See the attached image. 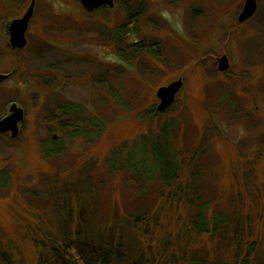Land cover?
<instances>
[{
  "label": "rangeland",
  "instance_id": "obj_1",
  "mask_svg": "<svg viewBox=\"0 0 264 264\" xmlns=\"http://www.w3.org/2000/svg\"><path fill=\"white\" fill-rule=\"evenodd\" d=\"M35 1L27 47L14 50L6 29L32 0H0V73L14 74L0 115L13 101L26 111L18 139L0 136V264H65L72 243L88 264L97 253L110 264H264V0L241 26L246 0H116L86 19L78 0ZM115 24H131L135 48ZM44 39L63 42L64 55ZM224 56L230 70L220 73ZM24 68L30 95L18 90ZM57 76L63 91L51 95ZM179 78L176 102L155 115L158 89ZM66 101L73 127L61 126L74 138L53 155L60 145L44 143L66 139L53 129ZM164 124L158 153L179 161L185 199L153 154Z\"/></svg>",
  "mask_w": 264,
  "mask_h": 264
},
{
  "label": "flooded vegetation",
  "instance_id": "obj_2",
  "mask_svg": "<svg viewBox=\"0 0 264 264\" xmlns=\"http://www.w3.org/2000/svg\"><path fill=\"white\" fill-rule=\"evenodd\" d=\"M79 2H80V5L82 6V8H83V10L85 11V14H83L82 15V17L84 16L85 17V19L86 18H90V17H92V16H95V15H98L99 13H102V12H104V11H114V10H116V8H117V6H118V4H117V1L116 0H113L114 1V6L113 7H110V6H108V5H103V6H100V7H98V8H96V9H94V10H89V9H87L85 6H84V4L82 3V0H78ZM34 2V8H35V4H36V1L35 0H32V2H31V4ZM246 2V1H245ZM257 3H258V1H257ZM259 4V3H258ZM245 5V4H244ZM244 8V7H243ZM243 11V10H242ZM257 11H258V8H257ZM257 11H256V13H257ZM79 12H80V10H79ZM195 12L197 13V10H195ZM255 13V14H256ZM241 14V13H240ZM240 14H239V16H240ZM255 14H254V16H255ZM34 15H35V10H34ZM34 15H33V17H34ZM239 16H238V24L241 26V25H244V24H246L248 21H250V20H248L247 22H245V23H240L239 22ZM33 17H32V19H33ZM127 17H129L130 18V21L133 23V22H135L136 21V16L135 15H127L126 16V19H127ZM72 18V17H71ZM31 19V20H32ZM74 22H79L78 20H74V19H72ZM109 21H111L110 19H109ZM31 22V21H30ZM30 25V24H29ZM116 26H115V28H116V31L115 32H117L118 30H123V29H125V28H129V30H130V32H132V33H130L129 34V38L132 40V42H131V46L132 47H134L138 42H137V39L135 38V31L133 30V28L132 27H130L131 26V24H129V25H127V24H123L122 26H118L117 24H115ZM9 27H10V25L7 27V34H8V36H9V38H10V33H9ZM127 30V29H126ZM126 30H124V31H126ZM123 32V31H122ZM124 33V32H123ZM122 33V34H123ZM42 37V36H41ZM116 39V41H117V37L115 38ZM10 41V40H9ZM44 41H45V43H47L48 45H50L49 44V42H51V43H53V44H55L56 43V45H59L60 47H54V46H51V47H53L54 48V50H59V51H62L63 52V50H65V47H67L66 45H62L61 43H63V42H61V41H59V40H55V41H49L48 42V40H46V39H44ZM184 41V40H183ZM26 42H27V40H26ZM185 42H188V41H185ZM27 44V43H26ZM134 45V46H133ZM10 46H11V43H10ZM27 47V46H26ZM11 48H12V46H11ZM64 48V49H63ZM12 49H14V48H12ZM23 49H25V48H23ZM22 49V50H23ZM14 50H16V49H14ZM21 50V49H20ZM65 52V51H64ZM64 52L62 53L63 55H64ZM79 54V53H78ZM198 54V53H197ZM83 55V54H82ZM153 55V54H152ZM99 58V60L101 61V58L100 57H98ZM196 58H195V62H193V63H196ZM218 63H219V71H220V61H219V59H218ZM230 70V63H229V69L227 70V71H225V72H228ZM225 72H222V71H220V73H225ZM21 74H22V78L24 77V79H25V82H21V84H19V86L20 87H18V90L19 91H21L23 94H25V95H30L33 91H36V82H35V80H34V78L33 79H26L27 78V76H28V74H27V69L26 68H24V70L22 69L21 70ZM0 75H5V76H7V78L5 79V80H3L2 81V83H1V85H0V90L2 89V87L4 86V84L7 82V81H9L13 76H14V74H13V72H11V73H0ZM179 79H182V78H179ZM183 80V79H182ZM50 83V87H49V92H51V95H58V94H60V92H62L63 90H62V88H63V85L65 84V80L64 79H62V78H60L59 76H57L53 81H50L49 82ZM249 83V82H248ZM243 84V83H242ZM248 85H250V84H248ZM66 91H67V89H66ZM37 92H38V94H37V97L40 99V102H41V100L43 99V98H46L47 97V91H45V90H43L42 88H40V90H38L37 89ZM13 104H16L19 108H21L23 111H24V120L19 124V130H18V134H17V136L15 137V138H13V134L11 133V132H8V133H0V136H5V137H7V138H9V139H11L12 141H15L16 139H18L19 137H20V135H21V133H22V129H23V126H22V123L25 121V119H26V111H25V109H23L21 106H20V104H18V103H16V102H10V103H8L6 106H5V108H4V110L2 111V114L0 115V120H2V119H4L5 117H7V116H9L10 114H11V112H10V107L13 105ZM74 111H76V107H75V105H73V104H71V103H69V102H67L66 101V103H64L63 105H61L59 108H58V110H57V112L59 113V116H57L56 114H55V116H56V121H55V124H54V126H53V129H56V130H61L64 134H66V139L64 138H62V139H60V137H58L57 135H55L51 140H49V143H44V144H49V145H54V146H56V145H60V147H58V149H55V150H53V151H51V152H55V153H57V151H59V150H61V152H63L64 151V145L68 142V140H71V138H74V135H70V133H69V131H68V129H63L62 128V124H64V125H66L67 127H73V121L70 119V114L72 113V112H74ZM59 118V119H58ZM99 123V128H100V122H98ZM91 124V125H90ZM95 126V123H93L92 124V121L91 122H89L88 123V126H87V128L88 129H90V130H95L96 131V128L94 127ZM97 126V125H96ZM98 128V129H99ZM59 138V139H58ZM43 146L44 145H42V147H41V151H42V149H43ZM43 152V151H42ZM60 152V153H61ZM47 154H49V153H47Z\"/></svg>",
  "mask_w": 264,
  "mask_h": 264
},
{
  "label": "water",
  "instance_id": "obj_3",
  "mask_svg": "<svg viewBox=\"0 0 264 264\" xmlns=\"http://www.w3.org/2000/svg\"><path fill=\"white\" fill-rule=\"evenodd\" d=\"M84 6L89 10H94L100 6L108 5L114 6L113 0H82ZM258 8L257 0H246L243 11L239 16V22L245 23L250 20L256 13ZM34 15V2L28 8L24 16L11 22L9 27L10 43L14 49H23L26 46V33L30 21ZM220 71L225 72L229 69V61L226 56L220 60ZM7 76L0 75V85ZM183 88V80L179 79L170 83L167 86L158 89L156 97L159 100L157 112L163 114L167 112L176 102L177 96ZM11 114L4 119L0 120V133L11 132L13 138L18 134L19 124L24 120V111L16 104L10 107Z\"/></svg>",
  "mask_w": 264,
  "mask_h": 264
},
{
  "label": "trees",
  "instance_id": "obj_4",
  "mask_svg": "<svg viewBox=\"0 0 264 264\" xmlns=\"http://www.w3.org/2000/svg\"><path fill=\"white\" fill-rule=\"evenodd\" d=\"M131 27V26H130ZM125 29L122 31L124 32ZM135 48V47H134ZM154 51H156V48H153ZM156 54V53H155ZM154 55V54H153ZM155 115H159L157 110L153 109ZM169 124H164L161 128L160 131V136L158 137L157 144L154 147L153 154L156 156V159L158 161V168L160 175L162 177V180L170 187L171 189H175L178 195H181V199L183 196V199L187 197V191H189V185H184L182 179L180 178L179 173L181 172L180 164L179 161L178 163H175L173 167H170L168 163L166 162L165 164L162 162V156L158 153L159 150H162V147H164L169 140ZM168 145V144H167ZM54 146V145H53ZM173 150V149H172ZM61 150L57 151V153H60ZM55 152H52V154H57ZM177 157L179 158L178 154ZM209 213V208L207 206L203 207L201 209V214L199 216V223L194 227V230L196 232H199L201 235H206L207 230L210 228L211 222L210 218L207 216ZM34 222V221H32ZM31 230V229H30ZM33 230V229H32ZM29 232V230H28ZM36 251L40 249L39 245L35 247ZM62 248V247H61ZM12 249V248H11ZM10 253H12L10 251ZM64 259H65V264H88L86 261L85 257L80 253V251L77 250L76 246L74 243L69 244V246L64 247L61 251ZM13 255V253L11 254ZM97 258H95L93 261H91L89 264H110L109 258L104 255L96 254L95 255ZM160 256V254H156L155 257ZM13 257V256H12ZM31 264H42L40 260L36 257L35 263ZM55 264H61V261H56Z\"/></svg>",
  "mask_w": 264,
  "mask_h": 264
}]
</instances>
